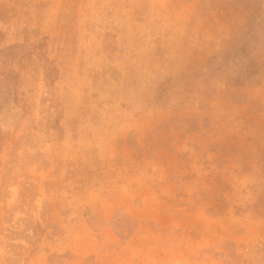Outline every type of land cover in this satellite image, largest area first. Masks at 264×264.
<instances>
[{
	"label": "rangeland",
	"instance_id": "1",
	"mask_svg": "<svg viewBox=\"0 0 264 264\" xmlns=\"http://www.w3.org/2000/svg\"><path fill=\"white\" fill-rule=\"evenodd\" d=\"M0 264H264V0H0Z\"/></svg>",
	"mask_w": 264,
	"mask_h": 264
}]
</instances>
